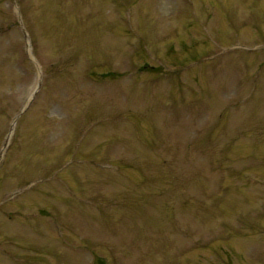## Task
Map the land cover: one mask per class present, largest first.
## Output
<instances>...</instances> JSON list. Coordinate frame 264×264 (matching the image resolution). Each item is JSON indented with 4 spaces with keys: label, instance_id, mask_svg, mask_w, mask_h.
Here are the masks:
<instances>
[{
    "label": "rangeland",
    "instance_id": "rangeland-1",
    "mask_svg": "<svg viewBox=\"0 0 264 264\" xmlns=\"http://www.w3.org/2000/svg\"><path fill=\"white\" fill-rule=\"evenodd\" d=\"M0 264H264V0H0Z\"/></svg>",
    "mask_w": 264,
    "mask_h": 264
},
{
    "label": "water",
    "instance_id": "water-1",
    "mask_svg": "<svg viewBox=\"0 0 264 264\" xmlns=\"http://www.w3.org/2000/svg\"><path fill=\"white\" fill-rule=\"evenodd\" d=\"M27 46H28V43H27ZM27 48H28V47H27ZM11 126H13V124H12Z\"/></svg>",
    "mask_w": 264,
    "mask_h": 264
}]
</instances>
